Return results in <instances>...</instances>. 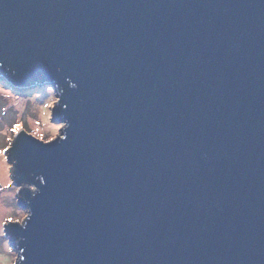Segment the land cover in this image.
Segmentation results:
<instances>
[{
	"label": "water",
	"instance_id": "obj_1",
	"mask_svg": "<svg viewBox=\"0 0 264 264\" xmlns=\"http://www.w3.org/2000/svg\"><path fill=\"white\" fill-rule=\"evenodd\" d=\"M0 79L13 264H264V0H0Z\"/></svg>",
	"mask_w": 264,
	"mask_h": 264
},
{
	"label": "rangeland",
	"instance_id": "obj_2",
	"mask_svg": "<svg viewBox=\"0 0 264 264\" xmlns=\"http://www.w3.org/2000/svg\"><path fill=\"white\" fill-rule=\"evenodd\" d=\"M57 98L51 87L16 90L0 79V264H13L16 252L3 232L7 221L21 222L27 211L21 209L15 198L16 187L9 177L10 164L6 150L18 130L31 133L43 141L61 135L63 123L52 121Z\"/></svg>",
	"mask_w": 264,
	"mask_h": 264
},
{
	"label": "bare ground",
	"instance_id": "obj_3",
	"mask_svg": "<svg viewBox=\"0 0 264 264\" xmlns=\"http://www.w3.org/2000/svg\"><path fill=\"white\" fill-rule=\"evenodd\" d=\"M1 169H3V168L0 167V171H2Z\"/></svg>",
	"mask_w": 264,
	"mask_h": 264
}]
</instances>
